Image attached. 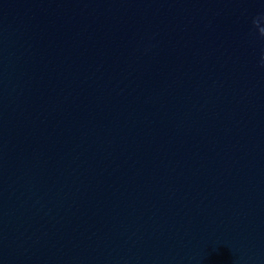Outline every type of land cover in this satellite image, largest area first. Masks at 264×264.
<instances>
[{
    "label": "clouds",
    "instance_id": "obj_1",
    "mask_svg": "<svg viewBox=\"0 0 264 264\" xmlns=\"http://www.w3.org/2000/svg\"><path fill=\"white\" fill-rule=\"evenodd\" d=\"M262 32H264V30H262Z\"/></svg>",
    "mask_w": 264,
    "mask_h": 264
}]
</instances>
